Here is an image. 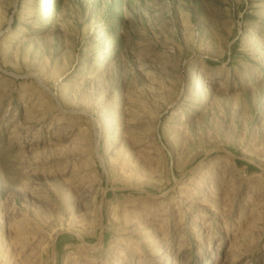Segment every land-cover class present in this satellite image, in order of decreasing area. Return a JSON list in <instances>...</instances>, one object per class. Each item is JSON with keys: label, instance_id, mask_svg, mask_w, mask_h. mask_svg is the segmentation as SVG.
<instances>
[{"label": "rangeland", "instance_id": "rangeland-1", "mask_svg": "<svg viewBox=\"0 0 264 264\" xmlns=\"http://www.w3.org/2000/svg\"><path fill=\"white\" fill-rule=\"evenodd\" d=\"M0 264H264V0H0Z\"/></svg>", "mask_w": 264, "mask_h": 264}, {"label": "bare ground", "instance_id": "bare-ground-1", "mask_svg": "<svg viewBox=\"0 0 264 264\" xmlns=\"http://www.w3.org/2000/svg\"><path fill=\"white\" fill-rule=\"evenodd\" d=\"M52 240H53V242H54V241H55V237H53V239H52Z\"/></svg>", "mask_w": 264, "mask_h": 264}]
</instances>
